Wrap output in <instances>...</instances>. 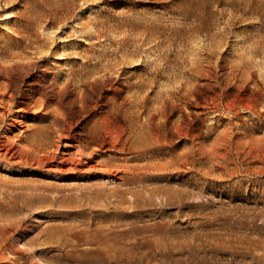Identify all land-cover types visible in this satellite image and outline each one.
I'll return each mask as SVG.
<instances>
[{"label":"rangeland","instance_id":"rangeland-1","mask_svg":"<svg viewBox=\"0 0 264 264\" xmlns=\"http://www.w3.org/2000/svg\"><path fill=\"white\" fill-rule=\"evenodd\" d=\"M161 1L162 0H99V2L97 0H0V10L3 8L0 11V15L8 16H3L4 18L0 17V50L5 53V59H2L3 54L0 53V84L2 87L6 88L5 90L8 89L5 91L6 97L9 95V99L14 100L15 103L17 102L14 106H11L10 112L7 111L6 106L4 114L0 115L1 140L4 139L1 136L5 134L4 130L8 126L2 123L3 119L6 118L5 120H11L10 117L16 114L13 111L20 106L26 107L24 109L25 111L20 112L23 115L20 117L23 119L24 126H29L30 128L32 125L35 126L38 124H48V126H50V122L54 117L53 115L59 114L57 113L58 110L59 112L62 110L60 112L61 117L63 116L69 128L73 129H71L72 132L77 134L87 133L91 125L103 117H107L115 123H124L122 109L127 105L134 85H140L141 89L143 88V91H138L136 95L141 97L146 93L148 94L147 96H150L148 99L152 98L154 93L156 95L157 90H162V92L171 90V86H175L176 80H181L180 78H182L183 75H186L184 77L187 79V76H189L187 74V64L190 62L189 59L195 58V53L198 52V55L199 51L202 53V49L211 39L216 42L213 59L217 60L210 66L212 75L210 77L208 76V78L207 76L200 78V82H197L199 85L196 83L193 91L196 95L193 94L195 96L190 100L192 102L190 104L192 105H189V102L179 101V103L176 101L178 104L177 107L174 108L172 118L176 119L179 111L183 112L187 128L193 134L187 137H180L177 134L175 123L173 121L168 122L167 126L170 128L168 137H170L172 143L169 147H166L164 151L172 152L170 157L172 159L174 158V163H168L165 169L153 168L150 172L154 175L142 181L148 189H142L137 195L131 196L130 193H127V188L129 186L135 188L136 184L121 185V190H117L121 191L119 193L120 195L116 196V199L118 200L121 198L123 202H118L119 205L115 207H113L111 205L112 203H109V201L104 204L102 197L92 198V201L89 203L82 200L74 202L72 206L58 207L57 204H53L51 196L56 194L58 197H68L70 200L80 194V192L87 195L90 188H99L100 186L98 185H101L102 182H105L103 187L104 190H106V192H111L112 189L117 186L118 181L113 182L110 181V179L105 181V179L102 180L101 176H93V178H90L88 173H77L75 178H71L69 175H56V173L49 172L44 168L38 170L33 169L25 160H23L24 162L22 163H12L11 159L0 157V235L4 237L3 245H0V252L2 253V255H0V264H264V106L258 105V112L254 116L250 115V113L241 111H239V116H235L233 112L227 114L224 111H219L211 124L208 119L209 116H207L205 112L206 109L202 107L204 105V100L206 99L210 102V96L214 93L225 91L224 97L239 93L237 87L232 85L230 78H228L230 77V69L236 67V63L239 62V55H249L250 51L253 50V46L249 44V42L258 38L261 34H264V0H211V2L201 0L204 6L203 16L206 23L209 24L212 29L207 34L201 33L197 35L200 38H197V36L195 37V35H193L194 37L189 36L186 33L177 35L175 32L181 22L179 13L190 9L191 6L189 7V5H191L194 0ZM19 7L21 9H19ZM102 9H104V11ZM142 10L144 11L142 12ZM146 11H150V14H147ZM231 11H233V13ZM8 12L13 13L10 14ZM162 12L164 13L162 14ZM105 13L107 14L105 15ZM55 17L57 18L56 22L53 21ZM216 18L217 20H215ZM249 18H251V20ZM252 18H255V20L253 21ZM84 19L88 20V25H86L85 28H81L80 22ZM63 21L64 24H62ZM222 22H226L225 24L227 26ZM73 25L76 29H74L75 27ZM218 25L221 28H219ZM6 26L10 28L7 30ZM97 27H99V29ZM222 28L223 30L219 31ZM3 29H5V32ZM124 29H126V31ZM256 29L259 30V32L256 33ZM55 31H60L61 33ZM233 31L234 34H232ZM8 32L10 33L8 34L9 36L6 34ZM137 33L143 36L141 37ZM227 33H231L232 35L229 34L230 36H228ZM11 34L13 37L10 36ZM45 34H49V36ZM122 34H124V36ZM5 35L6 38L1 37ZM111 35H114L116 38L114 36H112L114 37L112 38ZM214 36H216L215 39ZM232 36H235L237 40L239 37V40L243 43L235 40V37L233 38ZM95 37L98 40H95ZM245 37L247 39H245ZM149 38H151V42ZM201 38L205 39L203 40ZM5 39L7 41H5ZM59 39H62L63 42L62 40L60 42ZM152 39H155V41ZM188 39H192V42ZM242 39H245L246 42ZM200 40L203 41L201 42ZM9 42L14 43L11 44ZM2 43H4V45ZM101 43L102 45H100ZM199 43L203 44L201 45ZM246 43L249 45H246ZM137 44L139 45L136 46ZM153 44H156V46ZM160 44H163V47ZM67 45L70 46L68 47ZM99 45L101 46L100 48ZM190 46H193L194 49ZM64 47L68 48L65 50ZM164 47H166L165 50L163 49ZM97 48H99V51L96 50ZM130 48L133 49L131 50ZM177 48L180 49V51H178ZM190 48L191 51L194 50L195 53L190 52ZM130 52L131 54H129ZM188 53H190V55H195L193 57H188ZM16 54L23 55L24 60L19 64L25 65L24 70H22L20 65L13 68L9 67L15 60L12 59L11 56ZM137 54H141L138 56L142 61L138 59ZM129 55L132 57L130 58ZM220 55H224L221 56L223 59ZM143 56H145V59ZM9 61L10 63H8ZM82 61L84 63H82ZM70 62L71 64L69 65ZM131 62L135 63L132 64ZM141 63H143V65ZM185 63L187 64L185 65ZM4 65L6 66L5 69L3 67ZM215 65L216 68H214ZM156 66H158V68ZM138 68L141 70H138ZM152 70L154 71L152 72ZM226 71L227 73H225ZM255 71L256 69L252 77L254 75V77L257 76L258 78L257 71L256 73ZM165 73L166 75L164 76ZM123 74L127 76H122ZM3 77L7 81L3 80ZM161 81H164L165 84ZM66 82H68V85ZM63 83H65V85ZM259 83L260 85H264L262 79L259 80ZM116 84L118 86H115ZM169 85L170 88H168ZM250 85L251 84H248L246 90L250 89ZM93 86L95 88H93ZM107 87L109 88L107 89ZM201 87H203L204 90ZM103 88L105 89L103 90ZM148 89H150V92H145ZM77 90L79 92L84 90V92L81 91V93H79ZM33 92H35V94ZM120 97L122 99H120ZM263 97L264 96H260V99L263 100ZM169 99L174 100L175 97ZM223 102H225V100ZM63 106L65 108H63ZM112 106H115V109ZM194 106L198 107L195 109ZM33 107L34 109H32ZM41 107H43L44 111H41ZM186 107H191L188 109L192 110L188 111ZM34 110H36L35 113L33 112ZM48 111L51 112L49 113ZM90 111L93 113H90ZM64 112L69 113L66 114ZM203 119L204 121H202ZM10 129L12 131L8 130L6 132L10 138V142L12 141L11 144L10 142L9 144L13 146L14 149H17L19 144L23 146L25 141L21 139H23L24 134L18 132L15 126ZM173 132L174 134H172ZM12 134H14L13 136L15 139ZM194 134H197L195 140L192 139ZM18 136L20 137L18 138ZM49 136L53 139L56 135L54 132H50ZM100 137L103 138V135H100ZM17 138L21 141L17 142ZM104 139L107 140L108 137H104ZM174 141L176 142L174 143ZM107 154H109V152ZM160 157L161 156H159V158ZM163 160L164 159L161 158L159 162L162 163L166 161V159ZM130 198H135V202H132ZM100 204L104 205L101 206ZM79 208L82 209L78 210ZM97 225L102 226L103 230L95 232L94 227ZM17 244L20 247H17ZM5 256L8 261L5 260Z\"/></svg>","mask_w":264,"mask_h":264},{"label":"bare ground","instance_id":"bare-ground-1","mask_svg":"<svg viewBox=\"0 0 264 264\" xmlns=\"http://www.w3.org/2000/svg\"><path fill=\"white\" fill-rule=\"evenodd\" d=\"M69 1V0H68ZM72 1V0H71ZM99 2V0H97ZM102 1V0H101ZM137 1V0H135ZM141 1V0H140ZM145 1V0H144ZM160 1V0H159ZM163 1V0H162ZM161 1V2H162ZM169 0H167L168 2ZM179 1V0H178ZM182 1V0H181ZM207 2H211V0H206ZM245 1V0H244ZM41 2V1H40ZM92 2V1H91ZM90 2V4H91ZM97 2V3H98ZM128 2V1H127ZM164 2V1H163ZM215 2V1H214ZM242 2V1H241ZM240 2V3H241ZM247 2V1H246ZM245 2V3H246ZM9 3V2H8ZM96 3V2H95ZM156 3V2H155ZM154 3V5H155ZM22 4V3H21ZM19 4V5H21ZM80 4V3H79ZM94 4V3H92ZM127 4V3H126ZM191 4V3H190ZM244 4V3H243ZM255 4V3H254ZM18 5V4H17ZM82 5V4H80ZM89 5V4H88ZM87 5V6H88ZM106 5V3H105ZM104 5V6H105ZM129 5V4H128ZM153 5V6H154ZM158 5V4H157ZM156 5V6H157ZM165 5V4H164ZM163 5V6H164ZM221 5V4H220ZM219 5V6H220ZM5 6V5H4ZM10 6V5H8ZM83 6V5H82ZM85 6V5H84ZM171 6V4H170ZM191 6L190 9L185 10L181 13H179L180 15V25L177 27V29L175 30L177 35H181L182 33H186L189 36H193L195 35V37L201 33H209L211 31V27L209 24L206 23L205 18L203 16V10H204V6L201 0H194V2L189 5V7ZM225 6V5H223ZM245 6V4H244ZM22 7H26V6H22ZM75 7V6H74ZM102 7V6H101ZM110 7V6H107ZM116 7V6H114ZM123 7V6H122ZM128 7V6H127ZM155 7V6H154ZM215 7V6H214ZM217 7V6H216ZM237 7V6H236ZM8 8V7H6ZM10 8V7H9ZM14 8V7H13ZM18 8V7H17ZM137 8V7H136ZM148 8V7H147ZM165 8V7H164ZM213 8V7H212ZM219 8V7H218ZM241 8V7H240ZM251 8V6H250ZM3 9V8H2ZM1 9V10H2ZM19 9H21L19 7ZM76 9V8H75ZM83 9V7H82ZM99 9V8H98ZM109 10L111 8H108ZM114 9V8H113ZM128 9V8H127ZM141 9V8H140ZM157 9V8H156ZM223 9V8H222ZM233 9V8H232ZM237 9V8H236ZM239 9V8H238ZM243 9V8H242ZM257 9V8H256ZM0 10V11H1ZM8 10V9H7ZM11 10V9H9ZM64 10V9H63ZM104 11V9H102ZM112 10V9H111ZM148 10V9H147ZM213 10V9H212ZM219 10V9H218ZM255 10V8H254ZM6 11V10H5ZM14 11V10H12ZM18 11V10H17ZM68 11V10H67ZM75 11V10H74ZM78 11V10H77ZM80 11V10H79ZM114 11V10H113ZM116 11V10H115ZM129 11V10H128ZM140 11V10H139ZM144 10H142L143 12ZM153 11V10H152ZM157 11V10H156ZM16 12V11H15ZM102 12V11H101ZM109 12V11H108ZM107 12V13H108ZM136 12V10H135ZM147 14L150 12L146 11ZM211 12V11H210ZM215 12V10H214ZM229 12V11H228ZM226 12V13H228ZM233 13V11H231ZM5 13V12H4ZM3 13V14H4ZM8 13H13V12H8ZM65 13V12H64ZM79 13V12H78ZM84 13V12H83ZM96 13V12H95ZM105 13V15L107 14ZM128 13V12H127ZM145 13V12H144ZM152 13V12H151ZM154 13V12H153ZM164 12H162L163 14ZM221 13V12H220ZM238 13V12H237ZM252 13V12H251ZM255 13V12H254ZM61 14V13H60ZM77 14V13H75ZM74 14V15H75ZM103 14V13H102ZM118 14V13H117ZM123 14V13H122ZM150 14V13H149ZM166 14V13H165ZM223 14V13H222ZM242 14V13H241ZM9 15V14H8ZM16 15V13H15ZM87 15V14H85ZM113 15V14H112ZM144 15V14H143ZM172 15V14H171ZM224 15V14H223ZM229 15V14H228ZM236 15V14H235ZM239 15V14H238ZM4 17L7 15H3ZM0 15V17H3ZM12 16V15H11ZM80 16V15H79ZM82 16V15H81ZM93 16V15H92ZM109 16V13H108ZM107 16V17H108ZM120 16V15H119ZM168 16V15H167ZM213 16V15H212ZM218 16V15H217ZM230 16V15H229ZM249 16V15H248ZM247 16V18H248ZM3 17V18H4ZM8 17V16H7ZM10 17V16H9ZM67 17V16H66ZM70 17V16H69ZM78 17V16H75ZM88 17V16H87ZM91 17V15H90ZM104 17V16H103ZM154 17V16H153ZM160 17V15H159ZM165 17V16H164ZM245 17V16H244ZM12 18V17H11ZM10 18V19H11ZM120 18V17H119ZM224 18V17H223ZM231 18V17H230ZM237 18V17H236ZM235 18V19H236ZM239 18V17H238ZM246 18V19H247ZM8 19V18H7ZM66 19V18H65ZM76 19V18H75ZM121 19V18H120ZM142 19V18H141ZM222 19V18H221ZM251 20V18H249ZM253 19V18H252ZM4 20V19H2ZM1 20V21H2ZM72 20V19H70ZM77 20V19H76ZM94 20V19H93ZM217 20V18L215 19ZM255 20V18L253 19V21ZM5 21V20H4ZM12 21V20H10ZM49 21V20H48ZM53 21H57V18L55 17V19ZM88 20L84 19L83 21L80 22V27L81 28H85L86 25H88ZM95 21V20H94ZM101 21V20H100ZM162 21V20H161ZM223 21V20H221ZM14 22V21H13ZM78 22V21H75ZM91 22V21H90ZM93 22V21H92ZM141 22V21H140ZM217 22V21H216ZM220 22V21H218ZM227 22V21H226ZM225 22V23H226ZM237 22V21H236ZM12 23V22H10ZM135 23V22H133ZM223 23V22H222ZM225 23H223L224 25H226ZM235 23V22H234ZM248 23V22H247ZM257 23V22H255ZM3 24V23H2ZM8 24V21H7ZM14 24V23H13ZM59 24V23H58ZM64 24V21L63 23ZM68 24V23H67ZM79 24V23H78ZM102 24V23H101ZM112 24V23H111ZM110 24V25H111ZM214 24V23H213ZM245 24V23H243ZM1 25V24H0ZM5 25V24H4ZM3 25V26H4ZM10 25V24H9ZM47 25V23H46ZM45 25V26H46ZM66 25V24H65ZM69 25V24H68ZM67 25V26H68ZM76 25V23H75ZM220 25V23H219ZM218 25V27H219ZM234 25V24H233ZM241 25V24H240ZM11 26V25H10ZM74 26V25H73ZM91 26V25H90ZM87 26V27H90ZM221 26V25H220ZM227 26V25H226ZM247 26V25H246ZM257 26V25H255ZM7 27V26H6ZM47 27V26H46ZM50 27V26H49ZM59 27V26H58ZM65 27V26H64ZM75 27V26H74ZM110 27V26H109ZM222 27V26H221ZM219 27V28H221ZM224 27V26H223ZM229 27V26H228ZM252 27V26H251ZM10 27H7V30ZM48 28V27H47ZM52 28V27H50ZM99 29V27H97ZM122 28V27H121ZM214 28V26H213ZM217 28V29H219ZM232 28V27H231ZM230 28V29H231ZM256 28V27H255ZM6 29V28H5ZM5 29L4 32H5ZM21 29V28H20ZM42 29V28H41ZM62 29V28H60ZM66 29V28H63ZM68 29V28H67ZM72 29V28H71ZM76 29V27L74 28ZM80 29V28H78ZM132 29V28H131ZM135 29V28H134ZM10 30V29H9ZM45 30V29H44ZM53 30V29H52ZM59 30V28H58ZM92 30V29H91ZM104 30V29H103ZM113 30V28H112ZM126 31V29H124ZM169 30V29H168ZM223 30L220 29L219 31ZM233 30V29H232ZM244 30V29H243ZM247 30V29H246ZM252 30V28H251ZM255 30V29H254ZM257 30V29H256ZM72 31V30H71ZM79 31V30H78ZM98 31V30H97ZM106 31V30H105ZM115 31V30H114ZM119 31V30H118ZM131 31V30H130ZM170 31V30H169ZM231 31V30H230ZM10 32V31H9ZM6 33L7 35L10 33ZM44 32V31H43ZM52 32V31H51ZM55 32H59L60 31H55ZM65 32V30H64ZM69 32V31H68ZM100 32V31H99ZM145 32V31H144ZM147 32V31H146ZM165 32V31H164ZM218 32V31H215ZM241 32V31H240ZM259 32V30L256 31V33ZM264 32V31H263ZM13 33V32H11ZM58 33V34H59ZM73 33V31H72ZM80 33V32H79ZM101 33V32H100ZM113 33V32H112ZM115 33V32H114ZM126 33V32H125ZM132 33V32H130ZM140 33V32H139ZM137 33V34H139ZM149 33V32H148ZM174 33V32H173ZM213 33V31H212ZM14 34V33H13ZM65 34V33H64ZM94 34V33H91ZM120 34V32H119ZM136 34V36H137ZM144 34V33H143ZM215 34V33H214ZM219 34V33H217ZM223 34V33H221ZM228 34V33H227ZM231 34V33H229ZM228 34V36H230ZM234 34V31L233 33ZM231 34V35H232ZM254 34V33H253ZM1 35V34H0ZM3 35V34H2ZM46 36L49 34H45ZM55 35V34H54ZM76 35V34H75ZM96 35V34H95ZM124 36V34H122ZM140 35V34H139ZM148 35V34H147ZM157 35V34H156ZM169 35V34H168ZM220 35V34H219ZM226 35V34H225ZM237 35V34H236ZM240 35V34H239ZM242 35V33H241ZM240 35V37H241ZM9 36V35H8ZM10 36L13 37V35L11 34ZM99 36V35H98ZM114 35H111V37ZM121 36V35H120ZM129 36V35H128ZM141 37L143 35H140ZM151 36V35H149ZM159 36V35H157ZM162 36V35H161ZM201 36H205V35H201ZM210 36V34H209ZM1 37H5V36H1ZM54 37V36H52ZM60 37V36H59ZM115 37V36H114ZM112 37V38H114ZM118 37V36H117ZM122 37V36H121ZM175 37V36H174ZM194 37V36H193ZM207 37V36H206ZM205 37V38H206ZM216 36H214L215 39ZM233 37V36H232ZM235 37V36H234ZM233 37V38H234ZM238 37V36H237ZM244 37V36H243ZM251 37V36H250ZM71 38V37H70ZM110 38V37H109ZM116 38V37H115ZM123 38V37H122ZM125 38V37H124ZM127 38V37H126ZM134 38V37H132ZM146 38V37H145ZM152 38V37H151ZM151 38L150 42H151ZM166 38V37H165ZM197 38H200L197 36ZM204 38V39H205ZM211 38V36H210ZM231 38V37H230ZM54 39V38H53ZM72 39V38H71ZM74 39V38H73ZM86 39V37H85ZM84 39V40H85ZM92 39V38H91ZM101 39V38H100ZM104 39V38H103ZM118 39V38H117ZM130 39V38H129ZM135 39V38H134ZM148 39V38H147ZM185 39V38H184ZM195 39V38H194ZM203 39V38H201ZM203 39V40H204ZM219 39V38H218ZM227 39V37H226ZM245 39H247L245 37ZM245 39H242L243 41ZM251 39V38H250ZM12 40V39H11ZM15 40V39H14ZM27 40V39H26ZM57 40V39H56ZM60 40V39H59ZM62 40V39H61ZM60 40V42H61ZM64 40V38H63ZM62 40V42H63ZM93 40V39H92ZM95 40L96 39L95 37ZM112 40V39H111ZM114 40V39H113ZM124 40V39H123ZM153 40V39H152ZM159 40V38H158ZM189 40V39H188ZM192 39H190L189 41H191ZM198 40V39H197ZM202 40V41H203ZM231 40V39H230ZM235 40L236 37H235ZM5 41H7L5 39ZM47 41V40H46ZM81 41V40H80ZM132 41V40H131ZM134 41V40H133ZM144 41V40H143ZM155 41V39L153 40ZM166 41V40H165ZM201 41V40H200ZM201 41V42H202ZM207 41V40H206ZM224 41V40H223ZM237 41H241L238 40ZM250 41V40H249ZM59 42V43H60ZM68 42V41H65ZM86 42V41H85ZM90 42V41H88ZM94 42V41H93ZM121 42V41H120ZM119 42V43H120ZM136 42V41H134ZM148 42V41H146ZM157 42V40H156ZM183 42V41H182ZM188 42V41H187ZM192 42V41H191ZM196 42V41H194ZM229 42V40H228ZM227 42V43H228ZM233 42V41H232ZM231 42V44H232ZM242 42V41H241ZM246 42V40H245ZM7 43V42H6ZM11 43V42H9ZM14 43V42H13ZM11 43V44H13ZM70 43V42H68ZM77 43V42H76ZM138 43V42H136ZM135 43V44H136ZM168 43V42H167ZM180 43V42H179ZM186 43V42H185ZM190 43V42H188ZM187 43V44H188ZM204 43V42H203ZM202 43V44H203ZM206 43V42H205ZM236 43V41H235ZM234 43V44H235ZM238 43V42H237ZM243 43V42H242ZM4 45V43H2ZM49 44V43H48ZM80 44V43H79ZM124 44V43H123ZM128 44V42H127ZM142 44V42H141ZM146 44V43H145ZM201 44V43H199ZM201 44V45H202ZM233 44V45H234ZM249 44H252L253 46V50L250 51L249 55L244 54V55H239V62L236 63V67L231 68L230 70V80H231V84L237 87V90L239 91L238 94L233 95V96H227L224 97V92H219V93H214L213 95L210 96V102H208L206 99L204 100V105L202 107H204L206 109V114L207 116H209V122L210 124L214 121V119L216 118L215 116L218 114L219 111H224L225 113H232L235 116H239L240 112H247L250 113V115H255L258 112V105H262L264 106V99L261 100L260 96H264V85H260L259 80L262 79L263 84H264V34H261L258 38L251 40L249 42ZM248 43H246V45H249ZM56 45V44H54ZM62 45V43H61ZM84 45V44H83ZM96 45V44H95ZM102 45V43L100 44ZM99 45V48L101 47ZM105 45V44H104ZM117 45V44H116ZM139 44H137L136 46H138ZM150 45V44H149ZM156 46V44H153ZM158 45V44H157ZM163 47V44H160ZM169 45V44H168ZM191 45V44H190ZM197 45V44H194ZM200 45V46H201ZM222 45V44H220ZM228 45V44H227ZM226 45V46H227ZM239 45V43H238ZM242 45V44H241ZM244 45V44H243ZM14 46V45H13ZM51 46V45H50ZM57 46V45H56ZM55 46V47H56ZM68 46V45H67ZM70 46V45H69ZM68 46V47H69ZM124 46V45H123ZM152 46V44H151ZM150 46V47H151ZM159 46V45H158ZM181 46V45H180ZM185 46V45H184ZM199 46V45H198ZM216 46V42H214V40H209L207 42V45L202 49V53L199 51V54L197 55V53H195L194 50L191 51L190 48V52H193L196 54L195 58L193 59H189L190 62L185 63V65L187 64V74L189 76H187V79H185L184 76L186 75H181L182 78H180L181 80H176V85L175 86H171V90H165V92L163 93L162 90H157L156 95L154 93L153 97L148 99L147 96L148 94L144 93L141 97L139 95H136V93L138 91H143V88L141 89L140 85H134L132 88V94L131 97L128 99V103L127 105L122 109L123 110V119H124V123H115L114 121L109 120L107 117H103L102 119H99L97 122L93 123V125H91L90 129L87 131V133H74L72 132V128H69L68 123H66L64 121L63 116L61 117V111L59 112L58 108V112L59 114L53 115V120L50 122V126H48V124H38L35 125L30 128L29 126H24V122L23 119L20 116H23L20 112L25 111L24 109L26 108L25 106H20L22 104H20L18 108H15V110L13 112H15V116L10 117L11 120H5L3 119L2 123L7 124V128L4 130L5 134H3L1 137H3L4 139L1 140L0 143V157L1 158H6V159H11L12 163H18V162H24L23 160H25L26 163H28V165L33 168V169H40V168H44L45 170L49 171V172H53L59 174V175H69L71 178H75L77 175V173H88L90 178H93V176H101L102 180L105 179L108 180L110 179V181H118V184L115 188L112 189L111 192H106V190H104V184L105 182H102L99 188L98 187H93L90 188V191L88 192V194H84L82 192H80V194H78L76 197L72 198V199H68V197H58L56 194H53L51 196L52 202L53 204H57L58 207H63V206H72V204L76 201H87V203L91 202L92 198H99L102 197L104 200V204L109 201V203H112L111 205L113 207L119 205L118 202H123L121 201L122 199L119 198L118 200L116 199V196H119L121 191H117V190H121V185H127V184H136L135 188L132 187H128L127 188V193H130L131 196L132 195H137L139 191H141L142 189H148L147 186L142 183V181L146 178H151L154 174H152L150 171L153 170V168L155 169H165L168 166V163H174L173 159L170 157L171 155V151H164V149L166 147H169L170 144L172 143L170 141V137H168L169 135V127L167 126L168 122L173 121L175 123V128L177 130V134L178 136H183V137H187L190 134H193L190 130H188L187 128V124L184 121V113L179 111L176 119L172 118V114L174 111V108L177 107V102L176 101H184V102H189V105H192L190 103H192L190 100L194 98V96L196 95V93H193L194 88L196 83L199 81L200 82V78L202 77H206L208 78V76L210 77L212 74L211 72V65L212 63H214V61L216 62L217 60L213 59L214 56V48ZM54 47V46H53ZM67 47V48H68ZM107 47V46H106ZM116 47V46H115ZM122 47V46H121ZM144 47V46H143ZM146 47V46H145ZM148 47V45H147ZM161 47V48H162ZM167 47V46H166ZM164 47L163 49L165 50ZM182 47V46H181ZM192 49H194L193 46ZM196 47V46H195ZM202 47V46H201ZM219 47V46H218ZM246 47V46H245ZM244 47V48H245ZM248 47V46H247ZM65 48V47H64ZM65 48V50L67 49ZM83 48V46H82ZM96 48V47H95ZM97 48L96 50L99 51ZM136 48V47H135ZM153 48V47H152ZM169 48V47H168ZM180 48V47H179ZM228 48V47H227ZM226 48V49H227ZM237 48V47H236ZM3 49V48H2ZM12 49V47H11ZM56 49V48H55ZM53 49V50H55ZM71 49V48H69ZM103 49V48H102ZM117 49V48H116ZM125 49V48H124ZM131 49V48H130ZM133 49V48H132ZM131 49V50H132ZM143 49V48H142ZM147 49V48H146ZM155 49V48H154ZM171 49V47H170ZM178 49V48H177ZM184 49V48H182ZM219 49V48H218ZM247 49V48H246ZM64 50V51H65ZM127 50V49H126ZM135 50V49H134ZM141 50V49H138ZM157 50V49H155ZM154 50V52H155ZM167 50V49H166ZM222 50V49H221ZM225 50V49H223ZM230 50V49H229ZM240 50V49H239ZM238 50V51H239ZM248 50V49H247ZM33 51V50H32ZM31 51V52H32ZM57 51V50H56ZM82 51V50H81ZM95 51V50H94ZM105 51V50H104ZM162 51V50H161ZM160 51V52H161ZM178 51H180V49H178ZM182 51V50H181ZM187 51V52H189ZM218 51V50H217ZM227 51V50H226ZM233 51V50H232ZM242 51V50H241ZM249 51V50H248ZM124 52V51H122ZM138 52V51H137ZM142 52V51H141ZM150 52V51H149ZM167 52V51H166ZM235 52V51H234ZM0 53H2V59H5V53L4 51L0 50ZM47 53V52H46ZM66 53V52H65ZM69 53V52H68ZM94 53V52H93ZM119 53V51H118ZM125 53V52H124ZM133 53V52H132ZM140 53V51H139ZM143 53V52H142ZM151 53V52H150ZM158 53V51H157ZM163 53V52H162ZM161 53V54H162ZM181 53V52H180ZM178 53V54H180ZM183 53V52H182ZM201 53V54H200ZM243 53V52H242ZM44 54V53H43ZM53 54V53H51ZM60 54V53H59ZM58 54V55H59ZM73 54V53H72ZM131 54V52L129 53ZM148 54V53H147ZM146 54V55H147ZM184 54V53H183ZM186 54V53H185ZM194 54V55H195ZM221 54V53H220ZM227 54V53H226ZM230 54V53H229ZM236 54V53H235ZM240 54V53H238ZM8 55V54H7ZM36 55V54H35ZM94 55V54H93ZM127 55V54H126ZM139 54H137L138 56ZM141 55V54H140ZM139 55V56H140ZM154 55V54H153ZM157 55V54H155ZM187 55V54H186ZM190 53H188V57H193L194 55H190ZM13 56V57H12ZM11 58L15 59L11 65H9V67H18V65L21 66L22 70L25 69V65L23 64H19L22 63L21 61L24 60L23 55H12ZM31 56V54H30ZM66 56V55H65ZM75 56V55H74ZM104 56V55H103ZM123 56V55H122ZM138 56V59H139ZM224 56V55H220ZM9 57V56H8ZM79 57V56H78ZM119 57V56H118ZM125 57V56H124ZM130 57V55H129ZM132 57V56H131ZM130 57V58H131ZM134 57H135V52H134ZM145 56H143L144 58ZM151 57V56H150ZM149 57V59H150ZM168 57V56H167ZM219 57V56H218ZM217 57V58H218ZM1 58V57H0ZM10 58V57H9ZM28 58V57H27ZM33 58V56H32ZM47 58V57H46ZM58 58V57H57ZM63 58V57H61ZM76 58V56H75ZM94 58V57H92ZM121 58V57H120ZM148 58V57H147ZM153 58V57H151ZM222 58V57H221ZM230 58V57H229ZM7 59V58H6ZM34 59V58H33ZM74 59V58H73ZM78 59V58H77ZM97 59V58H96ZM105 59V58H104ZM119 59V58H118ZM145 59V58H144ZM148 59V60H149ZM158 59V57H157ZM177 59V58H176ZM223 59V58H222ZM9 60V59H8ZM32 60V59H31ZM72 60V59H71ZM81 60V59H80ZM116 60V59H115ZM123 60V59H122ZM140 60V59H139ZM147 60V61H148ZM156 60V59H155ZM160 60V59H159ZM157 60V61H159ZM162 60V59H161ZM167 60V59H166ZM182 60V59H181ZM184 60V59H183ZM5 61V60H2ZM27 61V60H26ZM68 61V58H67ZM73 61V60H72ZM76 61V60H75ZM119 61V60H118ZM133 61V59H132ZM142 61V60H140ZM144 61V60H143ZM156 61V62H157ZM165 61V60H164ZM28 62V61H27ZM40 62V61H39ZM69 62V61H68ZM146 62V61H145ZM149 62V61H148ZM153 62V61H152ZM155 62V61H154ZM161 62V61H160ZM168 62V61H167ZM221 62V61H220ZM10 63V61L8 62ZM25 63V62H24ZM77 63V62H76ZM82 63H84L82 61ZM132 64H134L133 62H131ZM163 63V62H162ZM161 63V64H162ZM180 63V62H179ZM68 64V63H67ZM71 64V62L69 63V65ZM88 64V63H87ZM95 64V63H94ZM117 64V63H116ZM140 64V63H139ZM138 64V65H139ZM143 65V63H141ZM158 64V62H157ZM165 64V63H164ZM169 64V63H168ZM219 64V62H218ZM224 64V63H223ZM2 65V64H1ZM8 65V64H6ZM68 65V66H69ZM74 65V64H73ZM72 65V66H73ZM82 65V64H81ZM92 65V64H91ZM145 65V64H144ZM147 65V64H146ZM150 65V64H149ZM154 65V64H153ZM160 65V64H159ZM167 65V64H166ZM182 65V63H181ZM180 65V66H181ZM51 66V65H50ZM129 66V65H127ZM140 66V65H139ZM165 66V65H164ZM163 66V67H164ZM218 66V65H217ZM4 69L6 68V66H3ZM7 67V68H9ZM94 67V66H93ZM126 67V66H125ZM124 67V68H125ZM130 67V66H129ZM146 67V66H145ZM143 67V68H145ZM158 68V66H156ZM161 67V66H160ZM159 67V68H160ZM184 67V66H183ZM219 67V66H218ZM123 68V67H122ZM127 68V67H126ZM142 68V67H141ZM148 68V67H147ZM154 68V67H153ZM167 68V67H166ZM171 68V67H170ZM175 68V67H174ZM185 68V67H184ZM216 68V65L215 67ZM2 69V68H1ZM79 69V68H78ZM132 69V68H131ZM137 69V68H136ZM163 69V68H162ZM169 69V68H168ZM256 69L257 74H258V78L257 76L252 77V74L254 72V70ZM21 70V71H22ZM30 70V69H29ZM28 70V71H29ZM43 70V69H42ZM88 70V69H87ZM123 70V69H122ZM125 70V69H124ZM138 70H141L138 68ZM149 70V69H147ZM179 70V69H178ZM186 70V69H185ZM215 70V69H214ZM218 70V69H217ZM71 71V70H70ZM94 71V70H93ZM154 70H152L153 72ZM180 71V70H179ZM216 71V70H215ZM219 71V70H218ZM255 71V73H256ZM115 72V71H114ZM130 72V71H129ZM136 72V71H135ZM138 72V71H137ZM142 72V71H141ZM182 72V71H181ZM185 72V71H184ZM183 72V73H184ZM1 73V71H0ZM31 73V72H30ZM51 73V72H50ZM56 73V72H55ZM124 73V71H123ZM128 73V72H127ZM148 73V72H147ZM172 73V72H171ZM182 73V74H183ZM227 73V71L225 72ZM3 74V73H2ZM7 74V73H6ZM29 74V73H28ZM101 74V73H100ZM116 74V72H115ZM138 74V73H137ZM175 74V73H174ZM12 75V74H11ZM10 75V76H11ZM20 75V73H19ZM18 75V76H19ZM33 75V74H32ZM70 75V74H69ZM82 75V73H81ZM121 75V74H120ZM126 74H123L122 76H124ZM144 75V74H143ZM146 75V74H145ZM150 75V73H149ZM162 75V74H160ZM166 75V73L164 74V76ZM176 75V74H175ZM217 75V74H216ZM224 75V74H223ZM4 76V74H3ZM7 76V75H6ZM14 76V74H13ZM12 76V77H13ZM29 76V75H28ZM55 76V75H54ZM95 76V75H94ZM117 76V75H116ZM119 76V75H118ZM127 76V75H126ZM173 76V75H172ZM171 76V77H172ZM2 77V76H1ZM25 77V76H24ZM32 77V76H31ZM51 77V76H50ZM149 77V76H148ZM174 77V76H173ZM184 77V78H183ZM215 77V76H214ZM213 77V78H214ZM222 77V76H221ZM6 78V77H5ZM23 78V77H22ZM21 78V79H22ZM43 78V77H42ZM49 78V77H48ZM113 78V77H112ZM121 78V77H120ZM144 78V77H143ZM155 78V76H154ZM206 78V79H207ZM212 78V79H213ZM218 78V77H217ZM3 80L4 77L2 78ZM7 79V78H6ZM14 79V77H13ZM20 79V78H19ZM24 79V78H23ZM51 79V78H50ZM114 79V78H113ZM147 79V78H146ZM160 79V78H159ZM166 79V78H165ZM164 79V80H165ZM173 79V78H172ZM178 79V77H177ZM223 79V77H222ZM26 80V79H24ZM66 80V79H65ZM64 80V81H65ZM78 80V79H77ZM104 80V79H103ZM128 80V79H127ZM148 80V79H147ZM156 80V79H155ZM167 80V79H166ZM219 80V79H218ZM7 81V80H5ZM17 81V80H16ZM35 81V80H33ZM63 81V80H61ZM69 81V80H68ZM98 81V80H97ZM108 81V80H107ZM131 81V80H130ZM145 81V80H144ZM206 81V80H205ZM210 81V80H209ZM212 81V80H211ZM216 81V80H215ZM20 82V80H19ZM28 82V80H27ZM37 82V81H36ZM53 82V81H52ZM75 82V81H74ZM78 82V81H77ZM85 82V81H84ZM88 82V81H87ZM92 82V81H91ZM115 82V81H114ZM112 82V83H114ZM119 82V81H117ZM133 82V81H132ZM164 83V81H161ZM170 82V80H169ZM173 82V81H172ZM175 82V81H174ZM229 82V81H228ZM1 83V82H0ZM4 83V82H3ZM2 83V84H3ZM29 83V82H28ZM68 82H66L67 84ZM86 83V82H85ZM95 83V82H94ZM110 83V82H108ZM121 83V81H120ZM145 83V82H144ZM158 83V81H157ZM162 83V84H163ZM211 83V82H210ZM209 83V84H210ZM219 83V82H218ZM6 84V83H5ZM11 84V83H10ZM61 84V82H60ZM65 85V83H63ZM78 84V83H77ZM92 84V83H89ZM96 84V83H95ZM107 84V83H106ZM119 84V83H118ZM126 84V83H125ZM130 84V83H129ZM165 84V83H164ZM198 84V83H197ZM202 84V83H201ZM248 84H251L250 89L246 90ZM28 85V84H27ZM26 85V86H27ZM31 85V84H30ZM68 85V84H67ZM70 85V84H69ZM80 85V84H79ZM77 85V86H79ZM110 85V84H109ZM114 85V84H113ZM131 85V84H130ZM153 85V84H152ZM151 85V86H152ZM160 85V84H159ZM199 85V84H198ZM214 85V84H213ZM223 85V84H222ZM225 85V84H224ZM4 86V84H3ZM22 86V85H21ZM29 86V85H28ZM56 86V85H55ZM63 86V85H62ZM85 86V85H84ZM97 86V85H96ZM105 86V85H104ZM107 86V85H106ZM112 86V85H111ZM115 86H118L117 84ZM115 86H114V90H115ZM127 86V85H126ZM162 86V85H161ZM206 86V85H205ZM216 86V85H215ZM220 86V84H219ZM11 87V86H10ZM14 87V86H13ZM64 87V86H63ZM61 87V88H63ZM76 87V86H75ZM80 87V86H79ZM82 87V86H81ZM91 87V86H90ZM89 87V88H90ZM156 87V86H155ZM160 87V86H159ZM158 87V88H159ZM211 87V84H210ZM224 87V86H221ZM233 87V86H232ZM28 88V87H27ZM37 88V87H36ZM88 88V89H89ZM93 88H95L93 86ZM109 87H107L108 89ZM111 88V87H110ZM140 88V90H139ZM151 88V87H150ZM154 88V86H153ZM170 88V85L169 87ZM167 88V89H168ZM203 89V87H201ZM229 88V87H228ZM231 88V86H230ZM5 87H2V85L0 84V115L4 114L5 110H6V106H7V111L10 112L11 110V106H14L16 103L14 102V100L9 99V95L8 97H6L5 94ZM39 89V88H38ZM60 89V87H59ZM105 88H103L104 90ZM118 89V87H117ZM116 89V90H117ZM121 89V87H120ZM127 89V88H126ZM165 89V87H164ZM233 89V88H232ZM13 90V89H12ZM27 90V89H26ZM29 90V89H28ZM31 90V89H30ZM86 90V89H85ZM122 90V89H121ZM128 90V89H127ZM150 89L146 90L145 92L149 91ZM153 90V89H151ZM204 90V89H203ZM207 90V89H206ZM218 90V89H217ZM220 90V89H219ZM227 90V87H226ZM235 90V91H237ZM20 91V90H19ZM35 91V90H34ZM61 91V89H60ZM78 91V90H77ZM82 91V90H81ZM81 91L79 93H81ZM89 91V90H88ZM93 91V90H92ZM210 91V90H208ZM229 91V90H228ZM28 92V91H27ZM84 92V90L82 91ZM97 92V89H96ZM103 92V91H102ZM106 92V90H105ZM112 92V91H111ZM123 92V91H122ZM150 92V91H149ZM206 92V91H205ZM215 92V91H214ZM8 93V92H7ZM35 94V92H33ZM46 93V92H45ZM110 93V92H109ZM114 93V92H113ZM131 93V92H130ZM143 93V92H142ZM204 93V92H203ZM202 93V94H203ZM208 93V92H207ZM31 94V93H30ZM40 94V93H39ZM78 94V93H77ZM103 94V93H102ZM126 94V93H125ZM138 94V93H137ZM146 94V95H145ZM195 94V95H193ZM211 94V92H210ZM20 95V94H19ZM37 95V94H36ZM80 95V94H79ZM87 95V94H86ZM105 95V93H104ZM107 95V94H106ZM115 95V94H114ZM151 95V94H150ZM198 95V94H197ZM208 95V94H207ZM22 96V95H21ZM20 96V97H21ZM82 96V95H81ZM100 96V95H99ZM129 96V95H128ZM199 96V95H198ZM197 96V97H198ZM202 96V95H201ZM11 97V96H10ZM17 97V96H15ZM24 97V95H23ZM29 97V96H28ZM38 97V96H37ZM46 97V96H45ZM83 97V96H82ZM98 97V96H97ZM101 97V96H100ZM114 97V96H113ZM173 100H170L169 98H174ZM25 98V97H24ZM264 98V97H263ZM14 99V98H13ZM27 99V98H26ZM32 99V98H31ZM115 99V98H114ZM117 99V98H116ZM120 99H122L120 97ZM200 99V98H199ZM17 100V98H16ZM21 100V99H19ZM28 100V99H27ZM26 100V101H27ZM47 100V99H46ZM45 100V101H46ZM83 100V99H82ZM100 100V99H99ZM225 100V102H223ZM29 101V100H28ZM32 101V100H31ZM43 101V100H40ZM44 101V102H45ZM122 101V100H121ZM201 101V100H199ZM20 102V101H19ZM18 102V103H19ZM33 102V101H32ZM38 102V101H37ZM50 102V101H49ZM94 102V101H93ZM171 102V103H170ZM31 103V102H30ZM81 103V102H80ZM83 103V102H82ZM95 103V102H94ZM103 103V102H102ZM180 103V102H179ZM200 103V102H199ZM198 103V104H199ZM202 103V102H201ZM202 103V104H203ZM85 105H87L86 103H84ZM100 104V103H99ZM104 104V103H103ZM120 104V103H119ZM126 104V103H125ZM124 104V105H125ZM196 104V103H195ZM38 105V104H37ZM36 105V106H37ZM51 105V104H50ZM81 105V104H79ZM115 105V104H114ZM187 105V104H186ZM32 106V105H31ZM42 106V105H41ZM55 106V105H54ZM62 106V105H61ZM88 106V105H87ZM91 106V105H90ZM95 106V105H94ZM102 106V105H101ZM183 106V103H182ZM196 106V105H195ZM194 106V107H195ZM49 107V106H47ZM85 107V106H84ZM105 107V106H104ZM115 109V106H112ZM117 107V106H116ZM198 107V106H197ZM195 107V109L197 108ZM41 111L43 110V107H41ZM53 108V107H52ZM55 108V110H56ZM63 108H65L63 106ZM62 108V109H63ZM121 108V107H120ZM187 108V107H186ZM191 108V107H188ZM187 108V109H188ZM34 109V107L32 108ZM37 109V108H36ZM87 109V108H86ZM92 109V107H91ZM105 109V108H104ZM199 109V108H198ZM93 110V109H92ZM179 110V109H178ZM190 109H188L189 111ZM192 110V109H191ZM190 110V111H191ZM201 110V108H200ZM36 110H34L33 112L35 113ZM38 111V109H37ZM40 111V109H39ZM54 111V110H53ZM194 111V110H193ZM29 112V111H27ZM49 113L51 111H48ZM92 111H90L91 113ZM96 112V111H94ZM105 112V110H104ZM176 112V111H175ZM187 112V111H186ZM198 112V111H197ZM223 112V113H224ZM25 113V112H24ZM66 113V112H64ZM69 113V112H68ZM66 113V114H68ZM93 113V112H92ZM110 113V112H109ZM195 113V111H194ZM200 113V112H199ZM224 113V114H225ZM244 113V114H245ZM10 114V113H9ZM8 114V115H9ZM63 114V112H62ZM86 114V113H85ZM105 114V113H104ZM120 114V113H118ZM192 114V113H191ZM190 114V115H191ZM6 115V114H5ZM87 115V114H86ZM85 115V116H86ZM101 115V114H99ZM221 115V114H220ZM242 115V114H241ZM39 116V115H38ZM47 116V115H46ZM193 116V115H192ZM197 116V115H196ZM261 116V115H260ZM259 116V117H260ZM40 117V116H39ZM203 117V116H202ZM219 117V116H218ZM9 118V116H8ZM35 118V117H34ZM94 118V115H93ZM97 118V117H96ZM113 118V117H112ZM207 118V117H206ZM205 118V119H206ZM222 118V117H221ZM240 118V117H239ZM238 118V119H239ZM28 119V118H27ZM40 119V118H39ZM38 119V120H39ZM46 119V118H44ZM72 119V118H71ZM90 119V118H89ZM255 119V118H254ZM42 120V119H41ZM81 120V119H80ZM196 120V117H195ZM199 120H200V116H199ZM194 121V120H193ZM204 121V119L202 120ZM217 121V120H216ZM222 121V120H221ZM226 121V120H225ZM233 121V120H232ZM35 122V120H34ZM92 122V121H91ZM195 122V121H194ZM78 123V122H77ZM81 123V122H80ZM84 123V122H83ZM88 123V122H87ZM193 123V122H191ZM197 123V122H196ZM200 123V122H199ZM223 123V122H222ZM241 123V122H239ZM238 123V124H239ZM27 124V123H26ZM216 124V123H215ZM28 125V124H27ZM30 125V126H31ZM189 125V123H188ZM209 125V124H208ZM207 125V126H208ZM4 126V125H2ZM13 126H15L18 130V132L23 133V139H21L22 141H25L23 146H20V144L17 146V149L13 146H11V142H10V138L8 136V134L6 133L8 130L10 131ZM90 126V125H89ZM170 126V125H169ZM82 127V126H81ZM191 127V125H190ZM189 127V129H190ZM206 127V126H205ZM241 127V126H240ZM4 128V127H3ZM88 128V127H87ZM174 128V129H175ZM198 128V127H197ZM196 128V129H197ZM15 129V128H14ZM72 129V130H71ZM76 129V128H75ZM173 129V128H172ZM171 129V130H172ZM258 129V128H257ZM200 130V128H199ZM12 131V130H11ZM173 131V130H172ZM171 131V132H172ZM175 131V130H174ZM193 131V130H192ZM205 131V130H204ZM55 133L56 136H54L53 139L50 138L49 133ZM170 132V133H171ZM176 132V131H175ZM240 132V131H239ZM14 133V132H13ZM243 133V132H242ZM174 134V132L172 133ZM1 135V133H0ZM14 134H12L13 136ZM100 135H103V138L100 137ZM204 135V134H203ZM11 136V138H12ZM215 136V135H214ZM16 137V136H15ZM20 136H18L19 138ZM104 137H108L107 140L104 139ZM182 137V138H183ZM201 137V136H200ZM221 137V136H220ZM14 138V136H13ZM17 138V139H18ZM197 138V134H194L192 139H196ZM15 139V138H14ZM172 139V138H171ZM189 139V138H188ZM21 140H17V142L21 141ZM14 141V140H13ZM10 142V144H9ZM176 141H174L175 143ZM219 143V142H218ZM180 144V143H179ZM202 144V143H201ZM14 145V144H13ZM176 145V144H175ZM174 145V146H175ZM187 145V144H186ZM173 146V148H174ZM179 146V145H178ZM185 147V146H184ZM183 147V148H184ZM198 147V146H196ZM201 147V146H200ZM176 148V147H175ZM253 148V146H252ZM182 149V147H181ZM194 149H195V145H194ZM199 149V148H198ZM197 150V149H196ZM193 151V150H192ZM109 152V154L107 153ZM195 152V151H194ZM199 152V151H197ZM186 153V152H185ZM191 153V152H190ZM196 153V152H195ZM200 154V153H199ZM190 155V154H189ZM188 155V156H189ZM159 156H161L159 158ZM179 156V155H178ZM184 156V155H183ZM196 156V155H195ZM198 156V155H197ZM203 156V155H202ZM180 157V156H179ZM163 158L164 160L166 159V161L160 163L159 160ZM182 158V156H181ZM200 158V157H199ZM202 159V157H201ZM193 160V159H191ZM195 160H199V159H195ZM208 160V159H207ZM186 161V160H185ZM184 162V161H183ZM191 162V161H190ZM204 162V161H203ZM209 162V161H208ZM211 162V161H210ZM20 163V164H21ZM176 163V162H175ZM181 163V162H180ZM179 163V164H180ZM19 164V165H20ZM182 164V163H181ZM180 164V165H181ZM15 165V164H13ZM171 165V164H170ZM197 165V164H196ZM211 165V164H210ZM218 165V164H217ZM28 166V167H29ZM182 166V165H181ZM222 166V165H221ZM29 167V168H30ZM173 167V166H172ZM184 167V166H183ZM187 167V166H186ZM203 167V166H202ZM224 167V166H223ZM21 168V167H20ZM175 168H179V167H175ZM181 168V167H180ZM170 169V168H169ZM172 169V168H171ZM186 169V168H185ZM184 169V170H185ZM188 169V168H187ZM195 169V168H194ZM24 170V169H23ZM27 170V169H26ZM182 170V168H181ZM196 170V169H195ZM238 170V169H236ZM31 171V170H30ZM165 171V170H164ZM163 171V172H164ZM169 171V170H168ZM190 171V170H189ZM197 171V170H196ZM203 171V170H202ZM35 172V171H34ZM38 172V171H37ZM158 172V170H157ZM161 172V171H160ZM159 172V173H160ZM166 172V171H165ZM170 173V172H169ZM176 173V172H175ZM38 174V173H37ZM180 174V173H179ZM49 175V174H48ZM76 175V176H75ZM79 175V174H78ZM163 175V174H162ZM175 175V174H174ZM54 176V175H53ZM173 176V175H172ZM203 176V175H202ZM233 176V175H232ZM236 176V175H235ZM56 177V176H54ZM69 177V178H70ZM79 177V176H78ZM85 177V176H84ZM68 178V177H67ZM82 178V177H81ZM99 178V179H101ZM163 178V177H162ZM230 178V177H229ZM57 179V178H56ZM63 179V178H62ZM177 179V177H176ZM60 180V179H59ZM94 180V179H93ZM83 181V180H82ZM92 181V180H90ZM109 181V182H110ZM182 181V180H181ZM36 183V182H35ZM71 183V182H70ZM112 183V182H111ZM172 183V182H171ZM44 184V182H43ZM48 184V183H47ZM54 184V183H53ZM77 184V183H76ZM35 185V184H34ZM61 185V184H60ZM114 185V184H113ZM72 186V185H71ZM77 187V186H76ZM120 187V188H119ZM80 189V188H79ZM123 190V189H122ZM68 191V190H67ZM43 192V191H42ZM118 192V194H117ZM126 192V191H125ZM172 194V193H171ZM169 194V195H171ZM61 195V194H60ZM176 195V194H175ZM107 199V200H106ZM132 198H130L131 200ZM115 201V202H114ZM132 202H135V198L132 199ZM193 203V202H192ZM104 204H100L101 206ZM194 204V203H193ZM96 205V204H95ZM99 205V206H100ZM39 206V205H38ZM82 208H79L78 210H81ZM92 214V213H91ZM42 217V216H41ZM60 217V216H59ZM53 218V217H52ZM24 219V218H23ZM22 220V219H21ZM129 220V219H127ZM131 221V220H130ZM24 222V221H23ZM22 223V221H21ZM14 225V224H13ZM13 227V226H11ZM16 227V226H14ZM235 227V226H234ZM6 229V228H5ZM12 230V229H11ZM95 232H100L101 230H103L102 226H95L94 227ZM14 233V232H13ZM43 234V233H42ZM13 235V234H12ZM44 235V234H43ZM11 237V236H10ZM6 239V238H5ZM10 240V239H9ZM4 241V237L0 235V245L3 243ZM6 241V240H5ZM31 241V240H30ZM35 242V241H34ZM41 242V241H40ZM210 243V242H209ZM3 245V244H2ZM16 246V245H15ZM17 247L18 246L17 244ZM31 247V246H30ZM35 247V246H34ZM6 248V247H5ZM16 248V247H15ZM17 249V248H16ZM15 249V250H16ZM23 249V248H22ZM31 249V248H30ZM29 249V250H30ZM18 250V249H17ZM28 250V251H29ZM1 251V250H0ZM6 251V249H5ZM19 251V250H18ZM23 251V250H22ZM32 251V250H31ZM30 251V252H31ZM34 251V250H33ZM15 252V251H14ZM27 253V252H26ZM248 253V252H247ZM11 254V252H10ZM14 254V253H13ZM17 254V253H15ZM220 254V253H219ZM0 255H2V253L0 252ZM9 256V254H8ZM22 256V255H21ZM1 257V256H0ZM13 257V256H12ZM235 257V256H234ZM6 258V256L4 257ZM14 258V257H13ZM22 258V257H21ZM20 258V259H21ZM3 260V259H2ZM5 260L8 261V259L6 258ZM4 260V261H5ZM18 261V260H17ZM26 261V260H25ZM37 261V260H36ZM10 262V261H9ZM38 262V261H37ZM44 262V261H43ZM40 263V262H39ZM31 264V263H29ZM35 264V263H34ZM37 264V263H36Z\"/></svg>","mask_w":264,"mask_h":264}]
</instances>
